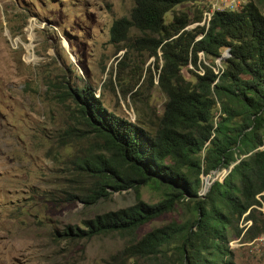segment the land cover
<instances>
[{"label": "trees", "instance_id": "16d2710c", "mask_svg": "<svg viewBox=\"0 0 264 264\" xmlns=\"http://www.w3.org/2000/svg\"><path fill=\"white\" fill-rule=\"evenodd\" d=\"M200 1L135 0L129 16L111 26L112 43L125 44L131 31H138L134 43L157 59V85L166 100L155 121L121 117L109 111L91 87L63 84L62 96L72 101L77 124H70L61 137L83 129L89 144L83 156L79 150L75 154L89 179L79 186V199L91 206L112 191L133 189L139 195L146 185L163 191L156 203L138 197L132 205L84 220L85 228L66 231L86 239L127 237L122 253L135 264H236L228 228L242 235L239 221L246 214L244 220L252 223L244 234L247 239L264 233L256 215L264 206V12L249 0L234 10L212 12L209 25L189 28L205 18L209 4L198 5L193 17L190 10L175 8ZM228 49L230 56L222 58ZM202 53L210 64L200 59ZM126 65L125 60L119 63L120 69ZM190 65L197 70H191L188 79L183 69ZM148 71L154 85L155 74ZM121 79L127 96L136 84L130 87ZM230 167L202 196V175ZM178 205L189 208L186 220L139 236L142 226Z\"/></svg>", "mask_w": 264, "mask_h": 264}, {"label": "rangeland", "instance_id": "374dc122", "mask_svg": "<svg viewBox=\"0 0 264 264\" xmlns=\"http://www.w3.org/2000/svg\"><path fill=\"white\" fill-rule=\"evenodd\" d=\"M212 1L175 9L190 10L193 17L199 6ZM247 1L239 0L238 8ZM253 1L264 12V0ZM134 5L135 0H0V264H135L122 253L127 237L86 239L66 231L85 228L84 220L132 205L138 197L156 203L163 191L152 185L143 186L139 195L133 189L112 191L108 198L86 206L78 188L89 179L75 154L87 152L88 140L83 129L61 137L70 124H77L72 101L62 96L63 84L91 87L109 111L132 121H155L162 114L166 97L157 85V59L134 43L141 33L132 30L125 44L111 42L113 22L129 16ZM173 13L166 15L168 22ZM161 54L159 50L160 64ZM200 59L211 63L202 54ZM123 60L127 65L120 69ZM149 68L155 74L154 85ZM191 70L197 69H183L188 79ZM120 78L130 87L136 84L127 96ZM229 169L203 174V186L208 178L222 181ZM260 211L256 215L264 228V206ZM190 215L188 207L178 205L142 226L139 236ZM244 216L239 221L242 235L228 228L233 261L264 264V233L247 239L244 234L252 223Z\"/></svg>", "mask_w": 264, "mask_h": 264}, {"label": "built area", "instance_id": "2783aa9c", "mask_svg": "<svg viewBox=\"0 0 264 264\" xmlns=\"http://www.w3.org/2000/svg\"><path fill=\"white\" fill-rule=\"evenodd\" d=\"M218 6H229V8H238L239 0H214L211 2V4H209V7L205 10L204 14L208 13V11L218 10ZM195 24L201 25V22H197Z\"/></svg>", "mask_w": 264, "mask_h": 264}, {"label": "bare ground", "instance_id": "6f19581e", "mask_svg": "<svg viewBox=\"0 0 264 264\" xmlns=\"http://www.w3.org/2000/svg\"><path fill=\"white\" fill-rule=\"evenodd\" d=\"M211 12H215V11H211ZM211 12L208 11V13H206V16H205V18H204V22H203V23L201 22V25H205L204 23H207V25H209V23H210V19H211V17H212V13H211ZM213 14H214V13H213ZM202 55H204V54L202 53ZM217 60H219V59H217ZM217 62L219 63V61H217ZM218 63H217V67L215 68L217 73H219V71H221L220 69L222 68V67H221V63H220V64H218ZM201 65H202V64H201ZM198 72L201 73V74H203V73H204V70L201 69V70H198ZM208 185H209V184H208ZM208 185L205 186V184H204L203 188L201 189V195H202V196H204V195L206 194V192H208V191H207V190H209ZM204 190H206L205 193H204Z\"/></svg>", "mask_w": 264, "mask_h": 264}, {"label": "water", "instance_id": "95a60500", "mask_svg": "<svg viewBox=\"0 0 264 264\" xmlns=\"http://www.w3.org/2000/svg\"><path fill=\"white\" fill-rule=\"evenodd\" d=\"M229 56H230V52H229V49H228V50H226L225 53L223 54L222 58H226V57H229ZM222 58H221V59H222ZM221 59H220V61H221ZM232 167H233V166H232ZM232 167H231V168H232ZM229 170H231V169H229ZM214 173H216V171H215ZM214 173H213V174H214ZM211 174H212V173H211ZM209 177H211V175H210ZM208 180H210V179L208 178L207 181H208ZM215 181H216V180H214V179L211 180V183H210V184L212 185Z\"/></svg>", "mask_w": 264, "mask_h": 264}, {"label": "clouds", "instance_id": "9594fccd", "mask_svg": "<svg viewBox=\"0 0 264 264\" xmlns=\"http://www.w3.org/2000/svg\"><path fill=\"white\" fill-rule=\"evenodd\" d=\"M195 24V23H194ZM198 25V24H197ZM202 35V34H201ZM202 37V36H201ZM200 54V53H199ZM204 54V53H203ZM218 59H221V58H218ZM221 63H222V59H221V61H220Z\"/></svg>", "mask_w": 264, "mask_h": 264}]
</instances>
